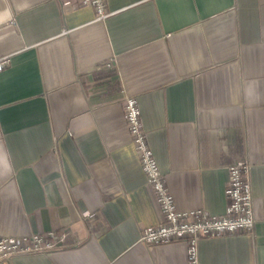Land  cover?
Returning <instances> with one entry per match:
<instances>
[{"label":"crops","instance_id":"0c3cea01","mask_svg":"<svg viewBox=\"0 0 264 264\" xmlns=\"http://www.w3.org/2000/svg\"><path fill=\"white\" fill-rule=\"evenodd\" d=\"M0 0V235L68 246L0 264H188L145 245L163 215L127 127V96L177 209L225 212L251 163L253 233L199 241L201 264H264V0Z\"/></svg>","mask_w":264,"mask_h":264},{"label":"built area","instance_id":"2783aa9c","mask_svg":"<svg viewBox=\"0 0 264 264\" xmlns=\"http://www.w3.org/2000/svg\"><path fill=\"white\" fill-rule=\"evenodd\" d=\"M91 5L96 19H105L112 14L108 10V0H78V6ZM10 64V59L1 58L0 68ZM124 114L147 183L154 191L163 219L159 224L143 229L139 242L145 245H165L183 239L187 244L188 264H201L199 241L203 238L224 236L238 232L253 233L256 216L254 212L251 163L240 159L228 167L226 185L228 206L221 216H214L203 209L180 210L168 186L166 175L160 170L154 152L142 128L138 99L127 96ZM68 246L67 233L55 230L33 233L25 236L0 235V263L19 255H33L49 250H59Z\"/></svg>","mask_w":264,"mask_h":264},{"label":"clouds","instance_id":"9594fccd","mask_svg":"<svg viewBox=\"0 0 264 264\" xmlns=\"http://www.w3.org/2000/svg\"><path fill=\"white\" fill-rule=\"evenodd\" d=\"M10 13L5 11L3 13H0V23H4L9 19Z\"/></svg>","mask_w":264,"mask_h":264}]
</instances>
